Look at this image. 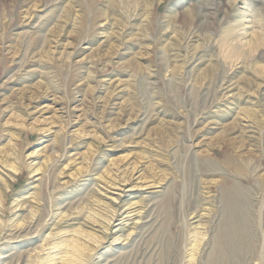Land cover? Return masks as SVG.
<instances>
[{
    "label": "rangeland",
    "instance_id": "obj_1",
    "mask_svg": "<svg viewBox=\"0 0 264 264\" xmlns=\"http://www.w3.org/2000/svg\"><path fill=\"white\" fill-rule=\"evenodd\" d=\"M0 264H264V0H0Z\"/></svg>",
    "mask_w": 264,
    "mask_h": 264
},
{
    "label": "bare ground",
    "instance_id": "obj_2",
    "mask_svg": "<svg viewBox=\"0 0 264 264\" xmlns=\"http://www.w3.org/2000/svg\"><path fill=\"white\" fill-rule=\"evenodd\" d=\"M233 1L234 3L237 2V0H233ZM201 16L202 15H200V17ZM262 45L263 43L259 42L257 38H253L252 40L251 39L247 40L244 45L246 48V50H244V54H246L245 51H247L249 55L256 54ZM232 169L235 170L237 174H240L238 169H236L235 167H232ZM225 195L228 200V203L226 206V210L228 214V222H229L230 229L233 228L231 232H230V229H228V232L226 233V235H229L231 233L229 235L230 236L229 239L232 242L234 250H237L236 248H241V249L243 248L245 251L249 253H253L255 248H254V245L249 241V238L251 236V230L249 229V227L246 224V221L242 217V213L246 207L245 199H243V196L241 195L238 189L237 190L233 189L229 192L227 191ZM236 243L239 245V247L236 246ZM215 248L222 249V243L221 242H218V244L216 243ZM1 259H6L4 260L5 262L7 260L10 261L12 258L10 256H5V257H2ZM20 260L21 259H18L16 261L20 263L19 262Z\"/></svg>",
    "mask_w": 264,
    "mask_h": 264
},
{
    "label": "clouds",
    "instance_id": "obj_3",
    "mask_svg": "<svg viewBox=\"0 0 264 264\" xmlns=\"http://www.w3.org/2000/svg\"><path fill=\"white\" fill-rule=\"evenodd\" d=\"M218 55L221 56V59H223L226 63H230L231 59L229 57H226L223 52L218 53Z\"/></svg>",
    "mask_w": 264,
    "mask_h": 264
}]
</instances>
